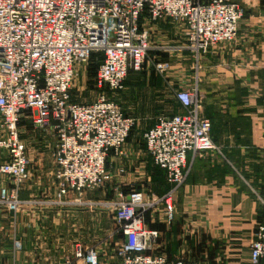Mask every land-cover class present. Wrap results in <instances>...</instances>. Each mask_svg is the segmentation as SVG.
Instances as JSON below:
<instances>
[{"label": "built area", "instance_id": "built-area-1", "mask_svg": "<svg viewBox=\"0 0 264 264\" xmlns=\"http://www.w3.org/2000/svg\"><path fill=\"white\" fill-rule=\"evenodd\" d=\"M234 0H0V206L15 217L25 204H81L86 191L101 189L110 179L108 157L123 154L135 118L117 99L129 72L153 62L151 51L178 49L200 67L202 54L233 41L243 17ZM169 19L184 27L176 46H154L142 18ZM92 53H101L89 102L73 99L77 67ZM153 66L162 73L163 62ZM180 112L161 114L143 133L153 164L165 172L168 190L148 197L143 190L117 193L106 203L115 233L123 236L119 264H199L187 256L168 258L154 250L158 233L145 226V212L162 202L168 218L174 198L188 175V156L214 148L211 120L202 116L203 96L196 87L174 88ZM47 131L46 142L54 185L52 200L20 198L30 177L32 160L19 125ZM72 194L70 202L64 197ZM87 264H98L92 248L76 250ZM264 260V220L250 243L249 261Z\"/></svg>", "mask_w": 264, "mask_h": 264}, {"label": "crops", "instance_id": "crops-1", "mask_svg": "<svg viewBox=\"0 0 264 264\" xmlns=\"http://www.w3.org/2000/svg\"><path fill=\"white\" fill-rule=\"evenodd\" d=\"M234 1L244 11L236 38L202 54L199 69L187 51L153 49V62H163L165 70L159 73L153 62H146L140 74L126 77L118 102L136 124L123 154L108 157L111 177L103 188L86 191L78 205L25 204L15 217L0 206V264H87L77 256L78 246L92 248L98 264H119L124 238L115 233L106 203L116 200L118 192L126 196L149 188L161 196L168 190L165 172L146 152L143 133L159 115L181 111L172 93L179 87H196L202 94L201 114L212 122L214 148L188 156V175L174 198L171 218L162 202L146 210L145 226L158 233L153 251L199 264H251L250 243L264 220V0ZM142 25L156 47L176 46L184 39V27L169 19L143 17ZM44 133L50 140L51 134ZM40 149L33 161L36 149L28 148L32 166L21 199H53L46 143Z\"/></svg>", "mask_w": 264, "mask_h": 264}, {"label": "rangeland", "instance_id": "rangeland-1", "mask_svg": "<svg viewBox=\"0 0 264 264\" xmlns=\"http://www.w3.org/2000/svg\"><path fill=\"white\" fill-rule=\"evenodd\" d=\"M97 63H98L97 58L90 57L87 61L80 63L78 65L77 75L74 78V85L75 87H77V89H74L76 92L73 97L74 100L82 101V102H89L96 98L97 90L94 88V85H93V78H94L93 71ZM141 71H135V72L129 73L127 77V81L129 77H136V75L140 74ZM121 93L122 92H120L117 95L118 100H119V96ZM19 130H20V135H21L23 144L27 148H29L30 146H34V148L36 149L31 155L33 161H35L36 160L35 157L40 156V154L43 151L42 149H40V147H42V145H45V143L47 142V137H45V133L43 132V130H37V129L32 128L31 123L29 119L27 118H22V121L19 125ZM45 152L46 154H48V151H44V153ZM140 182L141 184L144 183L143 180H141ZM143 191L147 194L148 197H151V194L154 193L149 188Z\"/></svg>", "mask_w": 264, "mask_h": 264}, {"label": "trees", "instance_id": "trees-1", "mask_svg": "<svg viewBox=\"0 0 264 264\" xmlns=\"http://www.w3.org/2000/svg\"><path fill=\"white\" fill-rule=\"evenodd\" d=\"M90 57H91V58H97V59H98V63L96 64V66H95V68H94V71H93V74H95L96 68H97L99 62L101 61L102 56H101V53H92ZM90 57H89V58H90ZM129 73H131V72H129ZM176 103H177V102H176ZM177 104H178V103H177ZM178 105H179V104H178ZM211 125H212V122H211ZM131 130H132V129H131ZM131 130H130V131H131Z\"/></svg>", "mask_w": 264, "mask_h": 264}]
</instances>
